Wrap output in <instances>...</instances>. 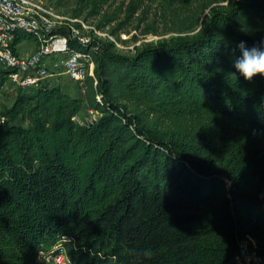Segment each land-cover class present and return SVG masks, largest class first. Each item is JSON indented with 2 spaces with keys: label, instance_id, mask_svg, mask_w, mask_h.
Segmentation results:
<instances>
[{
  "label": "trees",
  "instance_id": "1",
  "mask_svg": "<svg viewBox=\"0 0 264 264\" xmlns=\"http://www.w3.org/2000/svg\"><path fill=\"white\" fill-rule=\"evenodd\" d=\"M142 4L123 1L110 33ZM160 8L176 35L131 55L70 38L95 62L82 96L44 83L0 107V264L58 241L73 264H234L245 235L264 249V0ZM87 108L100 116L79 124Z\"/></svg>",
  "mask_w": 264,
  "mask_h": 264
},
{
  "label": "built area",
  "instance_id": "2",
  "mask_svg": "<svg viewBox=\"0 0 264 264\" xmlns=\"http://www.w3.org/2000/svg\"><path fill=\"white\" fill-rule=\"evenodd\" d=\"M52 15V9L42 4L41 0H0V68L7 71L6 81L15 87L37 88L44 83L60 85L59 76L66 74L78 85L81 94H85L88 89V77L95 76L93 54L91 51L71 48L70 38L81 44H88L92 39L85 35L81 28L73 25L66 26L70 28L69 36L54 33L56 28L51 19ZM78 21L87 27L81 20ZM92 30L93 38H105L113 42L118 50L136 51L134 44L126 45L123 42V39L128 38L124 33L120 34L122 39L119 41L114 34L104 29ZM20 32L33 35L34 48L23 49L28 39L16 42ZM94 84H97V80ZM97 99L101 101L99 94ZM87 111L89 118L82 119L78 113L73 119L79 124L86 125L100 116L96 109L87 108ZM43 260L47 261V264H73L71 256L61 243L40 252L37 261ZM233 263L264 264V249L258 248L253 237L245 235L238 240Z\"/></svg>",
  "mask_w": 264,
  "mask_h": 264
},
{
  "label": "rangeland",
  "instance_id": "3",
  "mask_svg": "<svg viewBox=\"0 0 264 264\" xmlns=\"http://www.w3.org/2000/svg\"><path fill=\"white\" fill-rule=\"evenodd\" d=\"M123 1L128 0H96L99 9L95 8L92 0H41V3L46 7L52 9L53 15L51 19L54 21L55 28L60 26L73 25L75 27L81 28V31L95 39L94 32L92 28H99L101 22L105 23L106 27L102 28L110 33L111 27L117 25L118 21L123 19L124 14L119 11V7ZM171 0H142V10H147L148 14L146 20L139 23L138 18L140 17L141 11L136 15V18L132 19L128 24L124 25L119 31V34H115L117 39L120 41L122 39L121 33L128 36L127 39H123V42L127 45H135L136 49L144 46L146 43L156 42L157 39L169 38L175 36L176 32L166 30L163 25L160 24L158 20V15L161 11V5H167ZM174 4V3H173ZM99 11V12H98ZM108 15H113L112 20H103V15L106 13ZM105 13V14H104ZM155 13L157 17H155ZM156 18L155 27H157L156 33L148 32L144 33L146 24H151V21ZM81 20L85 26H82ZM140 25L139 28H136ZM97 41H106L105 38L97 39ZM34 39H28V42L23 45V49L30 50L34 48ZM120 53L133 54L135 51L124 49L118 50ZM60 85L64 91L69 92L72 95L82 96L78 89V85L66 74L59 76ZM55 81V79H53ZM18 88L10 84V82L5 81L0 85V107L11 106L16 98ZM82 119L89 118L87 109H83L80 112ZM62 244V242H57ZM56 243V244H57ZM48 249V247H47ZM46 249V250H47ZM50 249V248H49ZM48 262L43 260L39 261L38 264H47Z\"/></svg>",
  "mask_w": 264,
  "mask_h": 264
}]
</instances>
